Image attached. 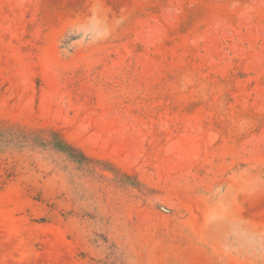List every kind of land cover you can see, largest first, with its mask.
<instances>
[{"label":"rangeland","instance_id":"rangeland-1","mask_svg":"<svg viewBox=\"0 0 264 264\" xmlns=\"http://www.w3.org/2000/svg\"><path fill=\"white\" fill-rule=\"evenodd\" d=\"M0 264H264V0H0Z\"/></svg>","mask_w":264,"mask_h":264}]
</instances>
